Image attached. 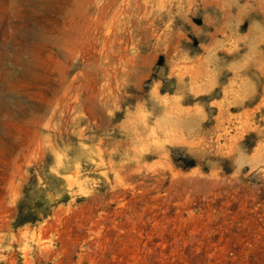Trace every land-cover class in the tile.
Masks as SVG:
<instances>
[{"label": "rangeland", "instance_id": "374dc122", "mask_svg": "<svg viewBox=\"0 0 264 264\" xmlns=\"http://www.w3.org/2000/svg\"><path fill=\"white\" fill-rule=\"evenodd\" d=\"M0 264H264V0H0Z\"/></svg>", "mask_w": 264, "mask_h": 264}]
</instances>
